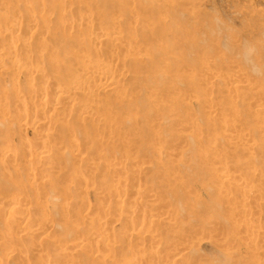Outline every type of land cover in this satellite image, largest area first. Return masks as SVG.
I'll return each mask as SVG.
<instances>
[{"label":"rangeland","instance_id":"1","mask_svg":"<svg viewBox=\"0 0 264 264\" xmlns=\"http://www.w3.org/2000/svg\"><path fill=\"white\" fill-rule=\"evenodd\" d=\"M25 1L0 0V22L49 20L72 53L59 60L75 68L76 54L86 52L103 61V84L123 92L61 105L47 135L38 122L43 88L62 78L63 61L55 71L34 49L35 72L14 68L13 75L7 61L0 69V105H7L0 108V153H7L0 154V261L264 264V112H257L264 109V0H65L58 19L39 0ZM78 21L119 32L121 40L103 38L96 56L87 47L98 31L63 33ZM24 29L4 27L30 51L51 39ZM39 71L49 80H39ZM29 81L35 95L26 98ZM25 100L34 116L20 117ZM90 102L103 114V133L79 121L75 105ZM46 153L55 155L44 162ZM14 197L29 201L15 206Z\"/></svg>","mask_w":264,"mask_h":264},{"label":"bare ground","instance_id":"2","mask_svg":"<svg viewBox=\"0 0 264 264\" xmlns=\"http://www.w3.org/2000/svg\"><path fill=\"white\" fill-rule=\"evenodd\" d=\"M30 1L28 2L29 5L32 2V1L31 2ZM35 1L36 0H34L33 3H35V5H37ZM39 1L41 2L39 4L42 7V10L45 11L44 13H49L48 15H50V12H52L51 15L52 16L55 15L56 17L58 15V14L57 15L55 14L57 12V10H61L62 8L65 7V0L59 1V2L54 3V4H50V3L48 4L46 2L47 5H45V3L42 2L41 0H39ZM50 2H52V0ZM145 2L146 3H152L153 1L152 0H145ZM25 4H27V3H25ZM28 4H27V6H28ZM68 4H67V7H68ZM32 6H34V5H32ZM9 8H13L11 6V4L5 6V9H9ZM23 8H25V7H23ZM37 10H38V7H37ZM39 11L40 10H38V12ZM61 12L64 14L63 11H61ZM44 13L42 12L43 15H44ZM66 13H67V11H66ZM71 14L73 15V13H71ZM59 16L61 18L63 17L62 20L65 17L62 14L59 15ZM68 17H69L70 20H72L71 15L68 16ZM50 18H52V17H50ZM11 19H13V18H11ZM19 19L21 20V18H19ZM57 19H58V17H57ZM20 20H17V19L10 20V19H8L5 23L7 25H9V26H13V27L19 28L21 30L26 27L34 35H36L37 33H39L42 37L45 35L44 39L46 38L47 35L50 34L48 37H51V39L49 40L47 38V40L46 39H45V41L43 40L42 43L38 41L39 43H41L42 46L39 48V44H37L38 47L36 48L35 45L33 44L32 49L30 51L29 49L31 47H30L29 44L20 43L21 36L19 34L15 35V34H13V32H8V31L4 30L5 23H1L0 22V41H6L8 39L11 42L10 45H8V46H4V45L0 46V69H3V67L5 66V63L7 61V63H9L8 65H10L11 68H12V74L13 75H16V72H15L14 68L16 69V71H20L22 68H24V69H26L28 71V73L35 72L34 69L37 67L35 65H38V64H36V62L33 59H31V57H32L31 53H32V51L34 49L36 50V52L39 55L40 62H43L45 64V62L47 61V64L51 65V67L54 70L56 69V67L60 66V64H59L60 62L59 61H61L63 59L62 57H65V58L68 59V56H70L72 54L71 51L63 50L62 43H64L63 41H65L66 38L62 34L59 35V36H55L54 35L53 31H55V30H53V29L54 28L57 29V27L55 26L53 28L52 27L53 25H52L51 27L53 29H51L50 26L48 25V24H50L49 20H48L49 23L46 22V20H45L46 23H44V24L42 22H41V24H39L40 22L39 23L33 22L32 19L31 20L28 19L29 21H26L25 23L24 22L22 23L21 22L22 20L21 21ZM53 20L56 21L55 19H53ZM23 21H25V20L23 19ZM57 22H58V20H57ZM61 22L63 23V21H61ZM67 25H69V26H63L62 25L64 28H66V29H62V31L64 30L63 33L70 31L69 33L72 34L74 31H77V30L81 31V29L84 28V27H85L84 31L86 33H88V34L92 33L94 29L96 30V32L98 31L97 34L94 32L96 34V36L89 40L90 45H89V47H87L89 50L90 49H91V51L93 50V53L95 52L94 54L96 56L98 55V53L101 51V48L103 47V38H107L109 40V42L112 43V44H117L121 40V35H122L121 33H119V32H109L107 29H105L103 27H101L102 29L94 28V25L91 24V22H89V21H87L86 23H82V22L78 21L74 25L73 24L71 25V23L67 24ZM77 28H80V29H77ZM28 30L26 31L27 33L29 32ZM86 33H84V34H86ZM36 36H39V35H36ZM39 37H37V38H39ZM34 38L36 39V37H34ZM81 39H82V37H81ZM34 42H35V40H34ZM49 42H51V43H49ZM77 43H82L81 40H80V37H79V40L77 41ZM87 43H88V40H87ZM82 45H83V43H82ZM79 46H80V44H79ZM153 51H159V49L154 48ZM19 53H23V54H25L27 56V58H26V60L24 62H21L20 60H17V59H12V56L18 55ZM85 53L86 52H84L83 53L84 55H82V56H80L79 54H76V56H77V61H76L77 62V66L75 68H72L71 65H69L68 63L65 65L64 64L65 60L63 59L64 60V61L62 60L63 63L61 62V65H63V68L60 66V68H62L61 70H62V74H63V76H62L63 79L62 78L60 79V77L59 78L57 77L58 79L55 82L56 84L53 83L55 85L48 86V85L45 84L46 86L45 87L43 86L44 87L43 91H44V93L46 95L45 98L50 97V99H45L44 98L43 100H41V102H40L41 103V107H39V110H40V108H43L45 116L43 118H41L43 122H41L40 120H38V122H40V125H41V126L39 125L40 127L43 126L44 129H42V130H45L47 135L50 134L51 133L50 131L53 130L52 126L50 124V121H51L50 119H52V116L57 113V111L59 110V107L61 105L69 103V102H72V101H75L76 98L82 97V96L85 97V98H88V99H92V98H100L101 99V95L104 94L103 90H105V91L106 90H110L109 93H115V94H120V93L123 92V89L121 90L120 88H118L119 86L115 87L117 85H115V86H113L112 84L108 85V83L103 84V80H107L108 79V74L105 71H103V61H101L99 59L92 61L90 58H88V56H86ZM91 53L92 52H90V56H92ZM3 54L4 55L6 54L8 56V58L5 55V57H6V59H5L3 57L4 56ZM60 55H61V58H62L61 60H59ZM95 55H93V56H95ZM39 59H38V61H39ZM21 63L23 64V66L21 65ZM40 65L42 66L43 64L40 63ZM3 71L4 70L0 71V76H1V73ZM55 71H57V70H55ZM68 72H72L74 74V76L71 77V76L67 75ZM55 74H56V72H55ZM38 78L41 81H46V80H49L50 77L44 71H39L38 72ZM29 83H30V85H29V87L27 89V93L26 94H28V95L25 96L26 98H27V96L32 97V96L35 95L34 91H35L36 85H35V83L33 81H29ZM95 86H98L96 90L94 89ZM12 90L15 93L17 101H18V99L21 100V101L24 100L23 99L24 96H21V87L18 84H12ZM25 103H26V100L19 104V106L23 107L21 109V111H20V117H25V116L28 117L30 115L34 116V114L37 112V110L35 108H28L27 106H24ZM6 107H7V105L5 103L0 105V108H6ZM75 107L77 108L78 117L81 119L79 121L82 124H84L87 121V122H89L88 126L89 127H93V130L95 132L103 133V125H102L103 124V114H99V112H96L98 110L96 103H93V104H92V102L84 103V104L75 105ZM50 110H52L51 114L46 116L45 113L49 112ZM257 112L263 113L264 109L258 108ZM227 123H229V125H232L231 122H227ZM44 135H46L45 132H44ZM223 135L224 136L226 135L225 132H224ZM45 147H47V146H45ZM70 147L73 148V151H77V149H79L78 140L71 139L70 140ZM0 154H3V155H1V157H3V158L7 157L6 156L7 153H3L2 152ZM53 155H55V154L54 153H46V155L44 154V157H43L42 160H44V162H45V160L48 162V160H50ZM30 166H31V164H30ZM32 168H30V170ZM224 170H226V169H224ZM224 173H226V171ZM227 182H228V180H225L222 183L225 184ZM124 189H126L125 186H123L121 188V191H123ZM248 191L249 190H247V193H249ZM14 198L15 199L12 200L13 201L12 204H14L15 206H20L21 203L24 206V204L25 203L27 204L28 201H29V200L26 201L25 198L23 200H22V198L20 199V197L19 198L14 197ZM118 203L124 204V202L121 201V200H118ZM20 207H22V206H20ZM127 208L130 211H133L132 207L128 206ZM11 217H13V216H11ZM9 219H11L10 221L13 220L12 218H8V221H9ZM85 220H87V219H85ZM90 223H91V221H87V224H90ZM249 238H250L251 241H256L258 239V236L256 234H254V233H251L249 235ZM7 251L9 253L12 250L8 249ZM70 251H72V250H69L68 253H70ZM14 252L15 251L13 250L12 253H14ZM9 254H11V252ZM20 256H21L20 257L21 261L25 260V257L27 256L26 251H25V253H23ZM70 256H72V255L70 254ZM175 263H176V261H175ZM175 263H173V264H175ZM0 264H3V262L0 261Z\"/></svg>","mask_w":264,"mask_h":264}]
</instances>
